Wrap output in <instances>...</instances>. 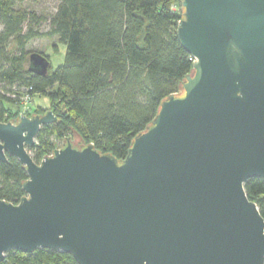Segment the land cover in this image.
Here are the masks:
<instances>
[{
    "label": "water",
    "instance_id": "1",
    "mask_svg": "<svg viewBox=\"0 0 264 264\" xmlns=\"http://www.w3.org/2000/svg\"><path fill=\"white\" fill-rule=\"evenodd\" d=\"M181 2L193 71L125 158L76 135L38 163L28 147L53 111L0 121V160L28 172L19 203L0 199V260L49 248L79 264H264V216L245 188L264 178V0ZM50 66L30 54V71Z\"/></svg>",
    "mask_w": 264,
    "mask_h": 264
},
{
    "label": "trees",
    "instance_id": "2",
    "mask_svg": "<svg viewBox=\"0 0 264 264\" xmlns=\"http://www.w3.org/2000/svg\"><path fill=\"white\" fill-rule=\"evenodd\" d=\"M23 1L0 0V121L14 119L19 111L20 99L13 94L49 95V106L27 112L52 110L57 117L28 147L36 162L75 132L82 143L125 158L163 99L180 92L193 71L194 58L177 36L181 0H59L50 15L25 9ZM45 22L48 29L42 30ZM43 37H57L67 49L61 65L51 64L46 75H39L29 70L27 45ZM7 156L8 161L0 160V199L19 203L28 172L16 156ZM245 188L264 216V178H249ZM0 264L79 263L68 252L38 248L11 249Z\"/></svg>",
    "mask_w": 264,
    "mask_h": 264
},
{
    "label": "rangeland",
    "instance_id": "3",
    "mask_svg": "<svg viewBox=\"0 0 264 264\" xmlns=\"http://www.w3.org/2000/svg\"><path fill=\"white\" fill-rule=\"evenodd\" d=\"M59 3V0H24L21 5L28 10H34L38 14H48L50 15L56 10V7ZM42 30L48 29V23H44L41 26ZM57 37L53 38H35L29 42L27 49L33 51L45 52L51 58V64L54 69L64 62L66 55V45L61 42H57ZM57 42V46H54V43ZM51 98L49 95L37 94L33 97L32 101L29 103V106L33 109L38 106L47 107L50 105ZM17 105L14 109H16ZM79 136L76 132L72 134V138L76 141L75 136ZM80 137V136H79ZM77 143H82V140L77 141Z\"/></svg>",
    "mask_w": 264,
    "mask_h": 264
},
{
    "label": "built area",
    "instance_id": "4",
    "mask_svg": "<svg viewBox=\"0 0 264 264\" xmlns=\"http://www.w3.org/2000/svg\"><path fill=\"white\" fill-rule=\"evenodd\" d=\"M24 90H26V88ZM13 97H19L20 99V104L18 106L19 111L17 115L14 117V119H12V121L15 122L19 120V118L22 115L27 114V112L30 110L29 103L32 101L33 97L29 93H25V94L21 93L20 95L13 94Z\"/></svg>",
    "mask_w": 264,
    "mask_h": 264
}]
</instances>
